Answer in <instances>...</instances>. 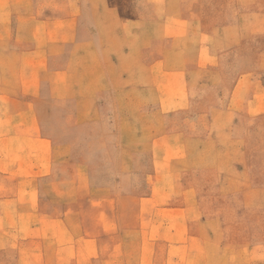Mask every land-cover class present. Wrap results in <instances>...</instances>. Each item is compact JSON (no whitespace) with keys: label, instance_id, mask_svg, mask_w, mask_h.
<instances>
[{"label":"rangeland","instance_id":"1","mask_svg":"<svg viewBox=\"0 0 264 264\" xmlns=\"http://www.w3.org/2000/svg\"><path fill=\"white\" fill-rule=\"evenodd\" d=\"M103 1L93 8L104 18L86 19L101 34L75 51L66 92L55 93L63 97L45 103L66 143L73 207L110 177L120 192L144 189L153 141L181 135L185 157L173 168L178 185L197 192L206 228L254 245L264 238V0H171L155 11L147 0ZM183 9L189 17H153ZM80 171L94 177L81 183ZM110 245L118 256L119 243H106V254ZM24 247L41 253L12 241L0 264H31L18 257Z\"/></svg>","mask_w":264,"mask_h":264},{"label":"crops","instance_id":"2","mask_svg":"<svg viewBox=\"0 0 264 264\" xmlns=\"http://www.w3.org/2000/svg\"><path fill=\"white\" fill-rule=\"evenodd\" d=\"M147 1L155 11L171 0ZM94 2L0 0V248L12 241L42 246L41 253L20 250L18 257L31 264L43 258L90 264L116 257L127 264H264V238L252 246L217 239L206 228L195 189L178 185L173 164L185 157L181 135L153 141L159 149L144 189L120 192L110 177L109 186L92 184L73 207L69 161L60 154L66 143L45 103L63 97L55 93L66 92L75 51L87 52L101 34L86 20L94 11L104 18ZM160 11L164 14L153 17H189L185 9ZM78 177L82 183L94 176L80 171ZM106 243H119V255L112 245L106 254Z\"/></svg>","mask_w":264,"mask_h":264}]
</instances>
